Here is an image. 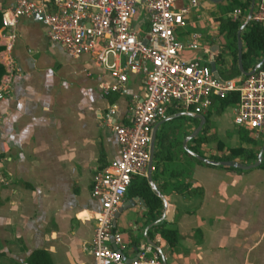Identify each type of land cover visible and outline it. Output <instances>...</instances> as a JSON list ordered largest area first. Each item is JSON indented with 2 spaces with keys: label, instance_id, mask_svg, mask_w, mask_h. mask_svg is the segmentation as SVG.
<instances>
[{
  "label": "crops",
  "instance_id": "obj_1",
  "mask_svg": "<svg viewBox=\"0 0 264 264\" xmlns=\"http://www.w3.org/2000/svg\"><path fill=\"white\" fill-rule=\"evenodd\" d=\"M232 1L203 0L201 8L215 15ZM12 2L0 0V10ZM250 5L251 0L245 13ZM188 29L203 32L204 20H198L195 28H180L179 39L188 38ZM16 32L12 55L20 72L9 95L0 99V264H26L36 249L44 250L52 264H94L87 247L99 201L90 194L91 175L119 154L116 139L101 117L114 103L116 119L127 122L123 114L130 95L141 94L142 77L129 72L124 91L104 92L100 84L113 81L109 72L95 67L86 54L67 55L47 39L41 21L20 17ZM217 39L209 43L207 53L182 50L180 54L200 56L208 65L214 61L219 78H240L244 74L237 61L239 72L232 65V45ZM232 106L220 107L215 100L202 113L204 121L192 136L206 137L198 153L187 148L192 145L188 142L192 137L187 136L199 123L189 116L178 133L182 148L192 156L213 159L231 147H242L257 157L264 134L253 143L241 140L242 128L232 123ZM172 111L177 113L162 122L184 114ZM185 159L179 153L177 160L157 163L152 154L150 179L161 196L146 176L132 177L145 178L161 204L154 217L139 196L124 193L112 231L121 233L125 258L133 257L137 244L145 242L158 249L164 264H264V167L239 169L189 160L185 170L180 166ZM232 161L254 162L244 156ZM180 181L186 186L175 189ZM130 199H134L131 204ZM124 203L128 207L118 211ZM168 207L172 212L166 219ZM161 223L175 230V245L162 238ZM109 245L114 246L111 241Z\"/></svg>",
  "mask_w": 264,
  "mask_h": 264
},
{
  "label": "built area",
  "instance_id": "obj_2",
  "mask_svg": "<svg viewBox=\"0 0 264 264\" xmlns=\"http://www.w3.org/2000/svg\"><path fill=\"white\" fill-rule=\"evenodd\" d=\"M197 5V0H13L0 10V99L9 95L20 72L12 55L20 17L39 19L47 39L67 55L86 54L95 67L109 72L113 81L100 84L104 92L124 91L129 72L142 77L141 94L130 95L123 114L127 122L116 119L114 103L101 117L116 139L119 154L91 175L90 194L99 201L87 247L94 264H163L158 249L145 242L137 244L133 257L122 258L118 251L125 244L112 226L131 178L146 176L151 129L170 110L202 114L212 95L235 91L233 125L253 140L264 134V63L238 79L219 78L200 56L180 54L182 50L207 53L209 43L218 38L221 17L252 21L264 28V0L253 1L249 17L235 7L187 18ZM198 20H204V31L193 30L187 39H179L177 31L185 25L195 28Z\"/></svg>",
  "mask_w": 264,
  "mask_h": 264
},
{
  "label": "trees",
  "instance_id": "obj_3",
  "mask_svg": "<svg viewBox=\"0 0 264 264\" xmlns=\"http://www.w3.org/2000/svg\"><path fill=\"white\" fill-rule=\"evenodd\" d=\"M250 0H233L226 6L219 7V11L224 13L229 11L235 7H239L243 12H245L248 8ZM220 31H225V35L230 39V44L232 45V55H233V62L232 65L236 67V31L241 24L238 20H230L228 18H220ZM240 40L242 43V51H241V65L242 70L246 71L248 67L252 69L255 64L260 60V57L264 55V28L261 27L259 24L247 21L244 25L241 33H240ZM236 72H239L237 68H235ZM3 69L0 65V75ZM238 94L235 91L227 92L224 96L218 97L212 95L210 97V104L216 100L220 107L227 106L229 104L234 103L237 101ZM173 111H169V115H172ZM166 121L162 122L158 130L155 134V146L153 151V159L159 163L162 159L164 162L168 160H177L178 154L182 153L187 157L185 159V165H181V169L187 170L190 166V161L202 163L200 160L196 159L194 156L190 155L187 150L183 149L181 146V139L178 137L177 128H172L169 132H165L163 130V125ZM240 139L247 142L253 143V140L250 139L246 131L244 129L240 130ZM206 140V137L201 133H198L188 142H191V146H187L188 150L198 153L197 147L200 142ZM218 147H221V144L218 143ZM244 156L248 159L254 161L256 159V154H251L250 152L247 153L246 149L242 147H231L228 149V152L220 155L213 156L214 160H233L235 157ZM177 166L179 164H176ZM259 166L264 167V162L261 161ZM132 178L130 181L129 186L127 187L126 191L130 194L139 196L144 205L146 206L147 212L150 213L152 216L155 217V210L160 206V199L154 194L153 191L149 188L145 178H139L138 180H134ZM186 186L182 181L176 182L174 184L175 189H179L178 186ZM159 232L162 238L166 241L167 244L173 246L177 242V234L175 230L170 228H165L163 223L158 225ZM26 264H52L49 255L41 249L33 250L29 253L26 258Z\"/></svg>",
  "mask_w": 264,
  "mask_h": 264
},
{
  "label": "water",
  "instance_id": "obj_4",
  "mask_svg": "<svg viewBox=\"0 0 264 264\" xmlns=\"http://www.w3.org/2000/svg\"><path fill=\"white\" fill-rule=\"evenodd\" d=\"M253 4V0H251V5H250V8L248 10V13H247V16L249 17L250 13H251V10H252V5ZM36 20H39V19H36ZM247 20L243 23H241L236 31V41H235V44H236V61H237V65H238V68L242 71V66H241V40H240V33L244 27V25L246 24ZM218 41V39H217ZM264 63V55L261 57V59L255 64V66L250 69L249 71L247 72H242L244 75H247L251 72H253V70L255 68H258L261 66V64ZM209 67H210V70L212 71L213 75L215 77H218L217 76V73H216V70H215V65H214V61H209ZM190 117H193V118H196L199 120V123L198 125L196 126V128L191 132V134L189 136H187V139L191 138L194 134H196L199 130H200V127L204 121V117L202 114H186ZM162 121L156 123L155 125H153L152 129H151V132H150V141H149V161H148V166H147V172H146V180L147 182L149 183L151 189L155 192V194L157 196H161L160 193L155 189L154 185L151 183V179H150V165H151V159H152V154H153V147H154V139H155V132H156V129L158 127V125L161 123ZM185 139L183 141V145L185 143V141L187 140ZM264 149V143L262 144L261 146V149H260V152L258 153L257 157H256V160L252 163H249V164H242V163H238V162H234V161H231V160H214V159H208V158H205L203 156H200L198 154H194V156L199 159L200 161L204 162V163H209V164H214V165H227V166H231V167H235V168H239V169H248V168H252V167H255L257 165L260 164L261 162V151ZM136 199V198H134ZM134 199H130L129 200V203H133ZM125 207H128L127 203H124L122 207H120L118 209V211H121L123 208ZM172 212L171 208L168 207V211L166 213V219H168V215ZM117 216V213H115L114 215V219L115 217ZM114 222V220H113ZM113 248H115L113 246ZM120 253V256L122 258H124V255L122 254L121 251H118ZM164 264V262H163Z\"/></svg>",
  "mask_w": 264,
  "mask_h": 264
},
{
  "label": "rangeland",
  "instance_id": "obj_5",
  "mask_svg": "<svg viewBox=\"0 0 264 264\" xmlns=\"http://www.w3.org/2000/svg\"><path fill=\"white\" fill-rule=\"evenodd\" d=\"M197 1H198L197 7L195 9H192L191 11H189L187 18L193 17V15H195L196 13L200 14L201 16H204V13L207 15L208 14L213 15V12L208 11L207 9L205 10V9L201 8V3L203 0H197ZM201 23H199V24L203 25ZM191 31H192L191 29H188V32H191ZM180 37H181V35H180ZM218 39H220L222 44H224L226 46H230V39L227 37V35H225V31L219 30ZM221 75L226 76V75H224V73H221ZM176 113L177 112H173V114L171 116H174ZM171 116L169 115V117H171ZM187 118H189L188 115L182 114V115L174 117L170 120H166V122L163 125V130L165 132H169L172 128L176 127L178 132H182L184 130V123L186 120H188Z\"/></svg>",
  "mask_w": 264,
  "mask_h": 264
}]
</instances>
